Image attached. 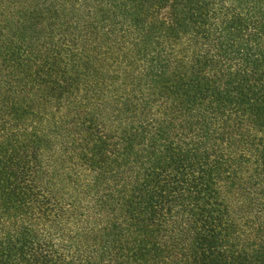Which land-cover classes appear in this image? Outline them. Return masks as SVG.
I'll use <instances>...</instances> for the list:
<instances>
[{
    "label": "trees",
    "instance_id": "16d2710c",
    "mask_svg": "<svg viewBox=\"0 0 264 264\" xmlns=\"http://www.w3.org/2000/svg\"><path fill=\"white\" fill-rule=\"evenodd\" d=\"M0 264H264V0H0Z\"/></svg>",
    "mask_w": 264,
    "mask_h": 264
}]
</instances>
